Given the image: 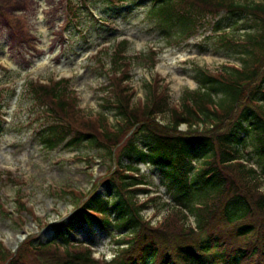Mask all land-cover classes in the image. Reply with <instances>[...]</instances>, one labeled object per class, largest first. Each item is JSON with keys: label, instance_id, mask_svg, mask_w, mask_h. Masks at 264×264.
<instances>
[{"label": "trees", "instance_id": "1", "mask_svg": "<svg viewBox=\"0 0 264 264\" xmlns=\"http://www.w3.org/2000/svg\"><path fill=\"white\" fill-rule=\"evenodd\" d=\"M100 1L109 15L124 4L146 1L168 45L180 44L209 25L212 34L206 38L215 36L238 54L241 64L223 65L217 72L194 64L198 87L184 88L178 106L170 105L166 87L160 90L159 76L147 83L144 99L133 102L134 90L127 82L133 55L129 41L121 39L102 53L109 58L108 86L103 111L95 116L82 114L68 79L28 81L24 96L40 111L36 118L42 126L36 136L42 146L73 149L87 143L118 166H110L87 192L73 197L71 215L51 226L53 239L65 240L64 249L55 240L36 244L31 235L16 252L0 242V264H264V0ZM134 56L149 60L148 68L154 63L152 51ZM99 61L105 67L104 59ZM106 111L117 117L114 126ZM181 123L185 130L179 129ZM246 145L260 170L233 161L243 157ZM122 156L129 159L126 164ZM138 162L159 170L177 206L155 224L140 214L154 198L140 202L135 197L136 191H146L135 187L144 183L134 174ZM102 182L106 194L96 191ZM183 210L195 215L196 230L186 223ZM110 212L114 226L131 234L118 241L126 246L111 260L97 261L89 247L67 243L84 224L112 228Z\"/></svg>", "mask_w": 264, "mask_h": 264}, {"label": "rangeland", "instance_id": "2", "mask_svg": "<svg viewBox=\"0 0 264 264\" xmlns=\"http://www.w3.org/2000/svg\"><path fill=\"white\" fill-rule=\"evenodd\" d=\"M68 3L69 0H0V65L7 69H0V112L6 120L0 124V200L7 210L13 211L10 215L0 212V240L15 252L30 232L39 233L40 242H49L53 233L50 227L46 229V224L66 217L74 208L69 191H86L112 164L103 150L87 143L73 149L63 144L52 150L42 146L36 137L42 121L36 119L35 109L23 95L25 91L20 94L26 79L46 81L70 76L77 107L84 115L93 116L103 111L108 86L106 73L98 61L99 48L113 41L122 38L130 41L133 62L128 83L134 90L133 102L144 99L146 83L156 74L163 78L160 90L166 87L169 103L173 105L179 104L184 88L197 87L193 64L213 71L224 64H240L238 54L231 48L217 42L215 36L206 38L212 34L209 25L180 44H166L154 17L148 14L146 1L124 4L109 15L106 3L87 0L79 4L76 20L69 15ZM150 47L158 51V62L151 69L147 67L149 60L135 58L133 53L148 52ZM105 61L107 67L108 58ZM11 88L16 89V95L10 92ZM105 115L109 125L114 126L117 121L114 112L106 111ZM162 116L167 118V114ZM180 127L185 129L186 125ZM242 153L256 163L251 146L242 148ZM121 161L126 164L129 159L123 156ZM137 166L150 192L147 196L137 191L135 197L139 201L158 197L155 204L141 211L143 217L155 224L170 212L161 204L169 201L166 186L161 184L160 172L153 165ZM6 171L12 173L10 177ZM99 192L108 193L107 186L101 184ZM19 196L33 214L15 212ZM37 221L43 223L42 228ZM188 222L195 224L193 216ZM125 232L126 229L116 226L102 228L94 224L79 228L70 239L90 245L95 257L100 254L111 258L121 247L117 243Z\"/></svg>", "mask_w": 264, "mask_h": 264}]
</instances>
